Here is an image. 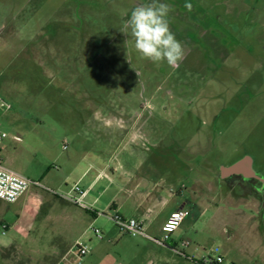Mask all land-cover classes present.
Masks as SVG:
<instances>
[{
    "label": "rangeland",
    "instance_id": "374dc122",
    "mask_svg": "<svg viewBox=\"0 0 264 264\" xmlns=\"http://www.w3.org/2000/svg\"><path fill=\"white\" fill-rule=\"evenodd\" d=\"M150 2L0 0L2 159L39 184L21 199L44 197L25 244L1 248L9 236L0 230V264H76V242L89 249L80 264H165L161 246L119 234L108 218L130 168L164 201L149 214V236L162 238L150 232L157 216L184 208L177 237L190 239L195 227L212 234L204 254L231 250L213 207L200 215L192 181L212 178L215 191L219 167L247 158L264 186V0H158L170 6V30L185 49L178 67L143 59L123 32L131 11ZM91 159L113 170L106 191L85 193L84 208L53 197L85 189L89 178H78ZM16 210L0 201V225Z\"/></svg>",
    "mask_w": 264,
    "mask_h": 264
},
{
    "label": "crops",
    "instance_id": "0c3cea01",
    "mask_svg": "<svg viewBox=\"0 0 264 264\" xmlns=\"http://www.w3.org/2000/svg\"><path fill=\"white\" fill-rule=\"evenodd\" d=\"M232 164L234 163L226 165L221 169L227 168ZM110 169H108L106 165H103L99 159H91L87 162L86 168L78 178V182H81L86 177L89 178L86 188H81L86 193V196L97 186L100 187V194L106 191L107 187H103L102 183L104 184L106 182L108 183L107 185H110L112 182V179L107 171H113L112 168ZM221 169L219 167V182L214 186L215 191H213L212 187V178L209 180H200L196 178L192 181V188L194 190L193 199L195 205L197 204L196 206L201 209L200 215L202 216L205 214L207 212V208L213 207V216L220 219L222 230L226 231L227 240L228 242H232L233 245L231 246V250L229 248H223L222 250L216 248V254L221 255L229 264H264V199L261 195V192L264 191L263 181L261 178L256 177V173L252 168L251 160L249 170L254 174V177L251 178L257 180L253 185L254 190L257 192L250 191L244 193L241 190V185L246 183L245 179L247 178L242 172L234 174V176L241 175L242 181H239L238 178L231 177L233 175L223 177ZM130 170L125 171L126 175H129L130 177L124 181L125 187L121 188L120 185L115 187V194L109 201V209H112L118 214L124 216L121 211L127 204H129L130 211L125 216L142 222L145 228L149 214L154 206H156L157 203H162L164 201L161 198L158 199L155 197L152 194V191L146 188V185L142 180L139 178L134 179ZM122 192L125 194L123 197L120 196ZM53 197L62 202L71 204L62 197ZM43 198L44 197L42 195L29 194L25 197V199L20 198L17 202L13 203V205L17 204V210L6 215V218L9 220L6 224V234H8L9 237L6 244L1 245V248H7L11 245L21 246L27 242L34 222L36 221L39 208L42 205V200H44ZM182 207L183 205L179 208ZM173 212L174 211L171 213ZM169 216H157V226L155 229L149 227L148 229L151 228L150 232L157 237L162 235L161 227L167 221ZM185 219L171 234V237L169 238V241H171L170 244L161 247L164 250L162 253H159V257L162 260L161 263L168 264L171 261L170 258H172V256H176L179 259V262L176 264H195L194 261H197L202 255H205L202 252L203 243L205 241L204 238L212 237L211 233L209 234V232H204V234H202L201 231L192 227L191 230L193 232V236H190V239L182 238L179 235L177 237L175 235V232L179 230ZM211 220L212 219H209L205 222L204 230L207 229V225L211 230ZM226 224L230 225L226 227ZM248 239H253V241H255L253 242L254 244L252 245V248L250 247V244H248ZM180 240H186L190 243L188 247L183 250L185 257L176 255L172 250V248L175 247L177 242ZM236 241L239 242L235 244ZM241 243H243V245H241ZM186 257L192 258V261L188 260ZM172 261L174 260L172 259Z\"/></svg>",
    "mask_w": 264,
    "mask_h": 264
},
{
    "label": "built area",
    "instance_id": "2783aa9c",
    "mask_svg": "<svg viewBox=\"0 0 264 264\" xmlns=\"http://www.w3.org/2000/svg\"><path fill=\"white\" fill-rule=\"evenodd\" d=\"M7 138V134L0 132V201L7 204H13L17 202L31 186L38 187L39 184L29 181L27 178L14 172L4 164L2 159V151L3 143ZM12 139L15 142L20 141L18 137H12ZM71 193L73 196L69 194L68 196L62 198L76 206L84 208L82 205V199L85 196V192L82 191L78 186L74 185L71 188ZM188 214L189 212L184 208L171 213L167 221L161 227V232L163 234L161 239L149 236L145 231L143 223L134 218L124 217L115 211L109 215L108 218L114 224L119 234L133 238L142 237L162 247L165 246V243L167 240H169L170 235L177 229V227L188 216ZM0 230L1 234L4 235L7 231V225L1 224ZM90 230L96 238H102V234L99 230L92 228ZM188 245L189 243L187 241H181V243L173 247L172 250L176 255L185 257L183 250L187 248ZM72 249L76 250L74 259L76 264H80L82 258L89 252L87 246L81 242H76ZM186 258L192 261V258ZM194 262L195 264H229L221 255L217 254L202 255L197 261Z\"/></svg>",
    "mask_w": 264,
    "mask_h": 264
},
{
    "label": "clouds",
    "instance_id": "9594fccd",
    "mask_svg": "<svg viewBox=\"0 0 264 264\" xmlns=\"http://www.w3.org/2000/svg\"><path fill=\"white\" fill-rule=\"evenodd\" d=\"M191 11V5L185 4ZM170 6L151 0L150 3L137 5L128 16L123 32L134 38L135 50L143 59L153 63L165 62L178 67L185 58L183 44L170 30L168 15Z\"/></svg>",
    "mask_w": 264,
    "mask_h": 264
},
{
    "label": "water",
    "instance_id": "95a60500",
    "mask_svg": "<svg viewBox=\"0 0 264 264\" xmlns=\"http://www.w3.org/2000/svg\"><path fill=\"white\" fill-rule=\"evenodd\" d=\"M249 165H250V160L244 158L227 168L221 169V174L223 177H228L242 172L244 176L247 178L254 177V174L249 170Z\"/></svg>",
    "mask_w": 264,
    "mask_h": 264
},
{
    "label": "flooded vegetation",
    "instance_id": "af4514ba",
    "mask_svg": "<svg viewBox=\"0 0 264 264\" xmlns=\"http://www.w3.org/2000/svg\"><path fill=\"white\" fill-rule=\"evenodd\" d=\"M231 177H235V178H238L239 181H242V178H241V175H237V176H231ZM256 177H259L256 175ZM260 178V177H259ZM246 183L243 185H241V190L246 193V192H250V191H255L257 192L256 190H254V182L257 181L256 179H253V178H246L245 179Z\"/></svg>",
    "mask_w": 264,
    "mask_h": 264
}]
</instances>
